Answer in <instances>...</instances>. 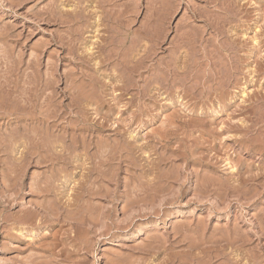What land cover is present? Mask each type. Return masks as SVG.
<instances>
[{
  "label": "rangeland",
  "instance_id": "obj_1",
  "mask_svg": "<svg viewBox=\"0 0 264 264\" xmlns=\"http://www.w3.org/2000/svg\"><path fill=\"white\" fill-rule=\"evenodd\" d=\"M263 234L264 0H0V264H264Z\"/></svg>",
  "mask_w": 264,
  "mask_h": 264
},
{
  "label": "bare ground",
  "instance_id": "obj_2",
  "mask_svg": "<svg viewBox=\"0 0 264 264\" xmlns=\"http://www.w3.org/2000/svg\"><path fill=\"white\" fill-rule=\"evenodd\" d=\"M77 1H79V0H77ZM79 6H80V5H79ZM78 9H79V8H78ZM73 10H74V9H73ZM54 14H55V13H54ZM83 17H84V16H83ZM85 18H86V17H85ZM85 18H84V19H85ZM82 25H83V24H82ZM163 25H164V24H163ZM210 27H211V26H210ZM217 27H218V26H217ZM68 29H69V28H68ZM164 29H165V28H164ZM160 31H161V30H160ZM80 36H81V35H80ZM76 37H77V36H76ZM200 38H201V37H200ZM76 40H77V39H76ZM68 41H69V40H68ZM104 47H105V46H104ZM159 62H160V61H159ZM163 67H164V66H163ZM172 68H173V67H172ZM172 70H173V69H172ZM163 71H164V70H163ZM2 72H3V71H2ZM133 72H134V71H133ZM170 72H171V71H170ZM25 83H26V82H25ZM2 85H3V84H2ZM11 89H12V88H11ZM153 89H154V88H153ZM108 90H109V89H108ZM7 92H8V91H7ZM7 92H6V93H7ZM6 93H5V94H6ZM21 93H22V92H21ZM26 93H28V92H25V95H26ZM25 95H24V94H22V95H21V94H18V96H20V98H18V96H17V97L15 96V97H16V100H17V99L19 100V101L17 100V102H18L19 104H20V103H23V104L26 103V105H27V103L30 104L31 100L28 99L29 96H30V94H27L28 97H24ZM8 96H9V95H8ZM33 96H34V95H33ZM105 98H106V97H105ZM4 100H5V99H4ZM14 100H15V99H14ZM16 100H15V101H16ZM12 101H13V100H12ZM28 101H30V102H28ZM13 102H14V101H13ZM29 104H28V106H29ZM21 106H22V105H21ZM5 107H6V106H5ZM24 107H25V106H24ZM24 107H23V108H24ZM16 111H17V110H16ZM103 115H104V114H103ZM21 119H23V116H22ZM45 120H46V119H43V118H42V119H38V120H35V121H36V122H41V123H42V122H45ZM104 121H106V120H104ZM248 124H249V123H248ZM26 132H27V131H26ZM5 134H6V133H5ZM7 134H8V133H7ZM14 135H15V134H14ZM46 136H47V135H46ZM28 138H29V137H28ZM31 138H32V137H31ZM33 138H34V137H33ZM26 139H27V138H26ZM32 140H33V139H32ZM35 141H36V140H35ZM43 144H44V143H43ZM32 146H34V145H32ZM30 147H31V146H30ZM46 151H47V150H46ZM27 160H28V159H27ZM122 160H123V159H122ZM65 161H66V160H65ZM39 162H40V161H39ZM41 162H42V161H41ZM3 163H4V162H3ZM25 163H26V162H25ZM4 165H5V164H4ZM9 167H10V166H9ZM64 168H65V167H64ZM62 169H63V168H62ZM7 171H8V170H7ZM14 172H15V171H14ZM243 176H244V175H243ZM53 177H54V176H53ZM241 177H242V176H241ZM15 180H16V179H15ZM93 183H94V182H93ZM39 184H40V183H39ZM48 186H49V185H48ZM39 187H40V188H39ZM39 187H38V188L41 190V191H40V190H39V191L42 193V189H44L45 187H43V188H42L41 186H39ZM149 187H150V186H149ZM45 189H46V188H45ZM48 189H49V188H48ZM98 189H99V188H98ZM36 191H38V189H37ZM46 191H47V190H45V192H46ZM147 191H148V190H147ZM237 191H238V190H237ZM43 192H44V190H43ZM81 193H82V191H81ZM84 193H85V192H84ZM86 193H88L89 195H91V194H90V191H88V192H86ZM43 194H44V193H43ZM86 195H87V194H86ZM89 195H88V197H89ZM99 195H100V194H99ZM102 196H103V195H102ZM103 198H104V197H103ZM46 199H47V198H46ZM47 200H48V199H47ZM50 205H51V204H50ZM82 205H83V204H82ZM48 206H49V205H48ZM57 206H58V205H57ZM77 207H78V206H77ZM44 208H45V206H44ZM47 208H48V207H47ZM42 210H43V208H42ZM87 210H88V209H87ZM83 212H84V211H83ZM70 213H71V212H70ZM80 213L82 214V212H80ZM84 213H85V212H84ZM87 213H88V212H87ZM92 213H93V212H92ZM89 214H90V213H89ZM78 215H79V214H78ZM94 216H95V215H94ZM86 217H87V216H86ZM62 218H63V217H62ZM85 219L89 220L88 218H85ZM32 220H33V219H32ZM65 220H66V219H65ZM77 220H78V219H77ZM262 229H263V228H262ZM187 235H188V234H187ZM263 235H264V234H263Z\"/></svg>",
  "mask_w": 264,
  "mask_h": 264
}]
</instances>
